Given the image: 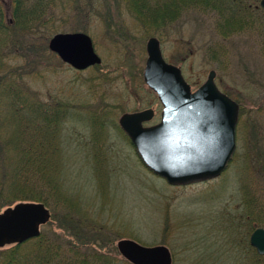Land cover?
<instances>
[{
    "label": "rangeland",
    "instance_id": "obj_1",
    "mask_svg": "<svg viewBox=\"0 0 264 264\" xmlns=\"http://www.w3.org/2000/svg\"><path fill=\"white\" fill-rule=\"evenodd\" d=\"M89 19L88 30L77 31L91 35L101 64L79 70L47 51L46 62L27 79L43 99L64 98L74 107L75 118L64 124L62 176L68 192L80 197L82 208L118 234L113 243L118 252V240L132 238L145 245H167L173 252V264L241 262L238 244L248 246L252 232V224L244 216L250 211L257 215L264 208V57L257 44L260 38L254 34L225 39L208 17L196 12L174 23L168 34L146 32L129 11L118 13L111 0H102L97 15ZM72 27L68 22L59 32H75ZM152 36L161 40L164 57L181 67L193 89L214 69L218 87L239 103L237 148L216 178L171 185L145 165L125 131L117 127L124 113L146 108L156 112L146 126L161 119L163 105L143 75L146 44ZM39 42L34 45L39 47ZM90 108H102L113 117V127L105 135L93 126L97 123L91 122ZM92 129L100 138L98 147L92 145ZM249 192L258 199L255 208L246 203ZM50 212L41 233L56 232L72 240L73 228H57ZM252 223L254 229L264 227ZM107 245L112 248L111 240Z\"/></svg>",
    "mask_w": 264,
    "mask_h": 264
},
{
    "label": "trees",
    "instance_id": "obj_2",
    "mask_svg": "<svg viewBox=\"0 0 264 264\" xmlns=\"http://www.w3.org/2000/svg\"><path fill=\"white\" fill-rule=\"evenodd\" d=\"M97 1L0 0V213L20 202H40L53 211L57 228H73L69 234L72 240L43 231L24 243L0 247V264H130L120 258L113 244L118 234L82 208L80 197L65 187L64 124L75 118L73 105L64 98L43 99L27 81L46 62L49 38L68 22L74 31L87 29L89 17L97 15L101 7L102 0ZM260 1L111 0L118 13L129 11L139 27L159 34H168L171 26L189 13H200L225 39L256 34L264 57V8ZM37 41L39 47L34 45ZM14 60L25 64H10ZM91 112V122L97 123L93 126L105 135L113 127L110 112L102 108ZM92 130V145L98 147L100 138ZM245 200L248 206H258L257 197L250 192ZM257 213L250 211L244 216L252 231V221L264 226V208ZM238 246L241 262L236 264H264V255L250 242Z\"/></svg>",
    "mask_w": 264,
    "mask_h": 264
},
{
    "label": "water",
    "instance_id": "obj_3",
    "mask_svg": "<svg viewBox=\"0 0 264 264\" xmlns=\"http://www.w3.org/2000/svg\"><path fill=\"white\" fill-rule=\"evenodd\" d=\"M264 8V0H261ZM50 51L73 68L84 70L102 63L93 38L84 31L58 32L50 37ZM145 83L158 95L163 110L160 121L153 108L126 112L120 127L129 136L145 165L171 185L189 184L220 176L237 148L239 104L220 90L217 72L193 90L181 67L163 55L160 40L152 36L146 44ZM51 216L40 202H20L0 213V247L24 243L40 236L41 226ZM250 244L264 255V227L250 235ZM117 247L131 264H173L174 256L165 244L145 245L132 238H120Z\"/></svg>",
    "mask_w": 264,
    "mask_h": 264
},
{
    "label": "flooded vegetation",
    "instance_id": "obj_4",
    "mask_svg": "<svg viewBox=\"0 0 264 264\" xmlns=\"http://www.w3.org/2000/svg\"><path fill=\"white\" fill-rule=\"evenodd\" d=\"M160 42H161V40H160ZM155 114H156V112H155ZM145 123H146V122H145ZM145 123H144V124H145Z\"/></svg>",
    "mask_w": 264,
    "mask_h": 264
}]
</instances>
